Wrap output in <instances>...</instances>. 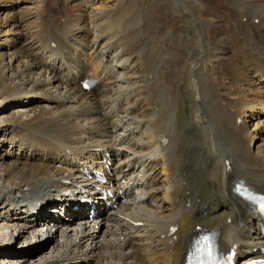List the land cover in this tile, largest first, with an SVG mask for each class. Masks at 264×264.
<instances>
[{
    "label": "bare ground",
    "instance_id": "obj_1",
    "mask_svg": "<svg viewBox=\"0 0 264 264\" xmlns=\"http://www.w3.org/2000/svg\"><path fill=\"white\" fill-rule=\"evenodd\" d=\"M18 1L38 8L3 9ZM1 2L0 264H184L198 225L219 226L239 264L264 256L256 212L233 191L236 177L264 191L250 128L264 129V0ZM135 5L130 34L151 13L171 35L160 73L106 27ZM95 166L124 176L115 206L56 216L75 205L66 191H96L83 173Z\"/></svg>",
    "mask_w": 264,
    "mask_h": 264
},
{
    "label": "rangeland",
    "instance_id": "obj_2",
    "mask_svg": "<svg viewBox=\"0 0 264 264\" xmlns=\"http://www.w3.org/2000/svg\"><path fill=\"white\" fill-rule=\"evenodd\" d=\"M38 1H41L43 4H46V6H51L50 8H54L55 7V1H58L59 4H60V8L64 9L70 5H74L75 3H81L83 2L84 0H76V1H73V0H38ZM45 2V3H44ZM154 2V1H152ZM152 2H150V4L147 6H145V12L148 11V8H150V6L152 5ZM5 2H1L0 5H3ZM41 3V4H42ZM37 3H34V2H31V1H18L16 4H14V6H11V5H5L3 7V9H11V8H15V12H16V15L17 16H21L23 15L25 18H27L29 15V10H31L33 13L36 11V9L38 8L37 6H35ZM42 4V5H43ZM148 7V8H147ZM147 9V10H146ZM18 10V11H17ZM137 10V6L135 5V8H134V11L130 13V15H126V13H122V15L120 17H118L120 20L117 19V17H112V19L110 18V22L108 23V25L106 27H110L111 26V29H113L115 32H118L119 33V39L120 40H124L125 43L133 46L137 52L139 53L140 55V58L142 60H144V64L146 66V68L148 67L147 69V72L150 71L152 73H157V72H161V62H163L162 60L165 58H168V59H171L170 57L172 56L173 54V51L170 49V45H168V48L166 45H163L164 44V38L165 36L166 37H170L171 35L169 34H166V30H165V27L162 23V18L157 16V19L156 20H151V13H150V16H146L147 20H146V26H145V30L144 32L142 31L141 33L142 34H139V36L137 34H130V30L128 28V23H127V20H130L132 18V13H134L135 11ZM10 11H14V10H10ZM19 12V13H18ZM28 13V14H27ZM20 14V15H19ZM25 14V15H24ZM130 18H129V17ZM128 17V19L126 18ZM124 18V19H123ZM126 18V19H125ZM149 19H150V22H149ZM123 21V22H122ZM153 21V22H152ZM126 22V23H125ZM116 23V24H115ZM118 23V25H117ZM143 21L142 19L139 20L136 24V27L142 25ZM127 24V26H126ZM118 26V27H117ZM125 26V27H124ZM114 27V28H113ZM123 27V28H122ZM147 27V28H146ZM25 29H22V31H26V27H23ZM121 29V30H120ZM147 29V30H146ZM120 30V31H119ZM152 30V31H151ZM158 30V32H157ZM123 31V32H122ZM123 33L122 34H120ZM128 32V33H126ZM125 33V34H124ZM165 33V34H164ZM148 35V36H147ZM20 35L17 36V41L21 40ZM122 36V38H121ZM152 36V37H151ZM8 36L5 35L2 37V39L0 40V44L1 45H4L6 40H7ZM145 38V39H144ZM152 38V39H151ZM130 39V40H129ZM139 39V40H138ZM148 39V40H147ZM161 39V40H160ZM128 41V42H127ZM140 43H139V42ZM15 42V39L13 41H11L10 43H8L9 45L10 44H13ZM148 42V43H147ZM150 43V44H149ZM139 44V45H138ZM143 44V46H142ZM160 45V46H159ZM142 46V47H141ZM166 48H164V47ZM149 47V48H148ZM160 47V48H159ZM148 48V49H147ZM157 48V49H156ZM154 49V50H153ZM158 49H161V50H158ZM144 50V51H143ZM156 50V51H155ZM164 50V51H163ZM167 50V51H166ZM162 55H161V54ZM171 53V54H170ZM155 54V55H153ZM147 55V56H146ZM165 55V56H164ZM156 56V57H155ZM163 56V57H162ZM162 58V59H161ZM151 60V61H150ZM159 61V62H157ZM146 62V63H145ZM155 62V63H154ZM223 82L225 84L228 83V81L226 79L223 80ZM254 125L252 124L250 126V128L252 129L253 131V137L255 136V133H257V138H255L254 142H252V146L255 148L257 143L259 141H261L262 138H264V129H254L253 128ZM257 142V143H256ZM106 203V202H104ZM114 205V204H113ZM103 209H100L99 212H103L102 214H99V215H103L105 212V210L109 209L111 206H105L104 204L102 205ZM74 220V217H69V218H64L62 217V220H65V219H71ZM42 245L44 244H47L49 243V240H42ZM18 244V243H17ZM19 246V245H17ZM15 247L16 250L18 251H23L27 246H23V245H20L19 247ZM92 263H95V258H92L90 260H88L87 262H85V264H92Z\"/></svg>",
    "mask_w": 264,
    "mask_h": 264
}]
</instances>
